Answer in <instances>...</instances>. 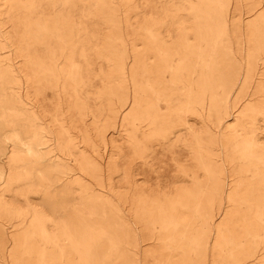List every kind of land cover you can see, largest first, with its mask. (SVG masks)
<instances>
[{
    "label": "rangeland",
    "instance_id": "rangeland-1",
    "mask_svg": "<svg viewBox=\"0 0 264 264\" xmlns=\"http://www.w3.org/2000/svg\"><path fill=\"white\" fill-rule=\"evenodd\" d=\"M0 264H264V0H0Z\"/></svg>",
    "mask_w": 264,
    "mask_h": 264
},
{
    "label": "bare ground",
    "instance_id": "bare-ground-1",
    "mask_svg": "<svg viewBox=\"0 0 264 264\" xmlns=\"http://www.w3.org/2000/svg\"><path fill=\"white\" fill-rule=\"evenodd\" d=\"M163 65V64H162Z\"/></svg>",
    "mask_w": 264,
    "mask_h": 264
}]
</instances>
